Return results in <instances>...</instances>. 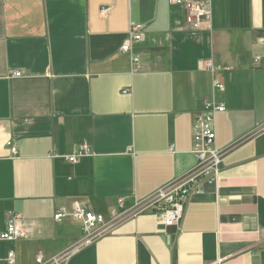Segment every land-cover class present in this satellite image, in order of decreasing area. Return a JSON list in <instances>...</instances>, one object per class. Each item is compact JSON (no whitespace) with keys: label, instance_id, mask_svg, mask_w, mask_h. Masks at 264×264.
<instances>
[{"label":"crops","instance_id":"1","mask_svg":"<svg viewBox=\"0 0 264 264\" xmlns=\"http://www.w3.org/2000/svg\"><path fill=\"white\" fill-rule=\"evenodd\" d=\"M132 24L145 37L124 53ZM208 64L223 68V91ZM206 102L225 107L219 178L179 227L136 216L194 171ZM85 144L89 157L60 158ZM118 199L123 216L62 264H264V0H214L200 32L170 0L0 1V233L15 215L27 233L0 256L48 262L85 236L76 205L109 221Z\"/></svg>","mask_w":264,"mask_h":264},{"label":"built area","instance_id":"2","mask_svg":"<svg viewBox=\"0 0 264 264\" xmlns=\"http://www.w3.org/2000/svg\"><path fill=\"white\" fill-rule=\"evenodd\" d=\"M6 1V0H0ZM214 0H170L173 6L180 8L185 15V23L193 32L210 30L212 25V3ZM104 11L102 14L104 15ZM145 27L132 24L128 33L126 44L122 47L124 53H131L132 47L136 43L144 40ZM260 58H257V62ZM206 70L211 74L212 86L216 91L224 90V82L218 75L223 70L220 66L208 64ZM15 76H20L16 74ZM225 107L216 105L214 102H206L204 112L196 115L192 124L193 154L197 160V165L185 180L180 183L170 185L158 190L145 203L137 205L135 215L146 212H154L160 216L161 223L167 227H179L185 217L187 206L193 195L203 194V185L209 181H216L222 170L223 154L217 146L216 115L224 113ZM16 153L14 147L11 148ZM91 150L88 145H83L81 149L74 151L72 156L60 157L69 164L77 163L79 160L89 157ZM52 158H58L57 155ZM125 203L123 199H118L117 208L109 211V221L102 214H94L76 205L71 213L75 220L82 222L84 238L68 251L53 257L48 262H44L42 257H38L37 264H62L66 263L84 247L92 245L106 233V226L115 222L123 216ZM66 211H61L55 215V220H60L66 216ZM27 238L24 222L21 215H15L8 223L4 232L0 233V242H16ZM6 261L8 264H16V257L13 252L8 253L4 260L0 256V262Z\"/></svg>","mask_w":264,"mask_h":264}]
</instances>
